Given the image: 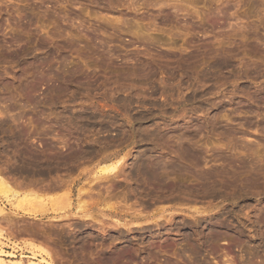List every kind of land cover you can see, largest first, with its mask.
<instances>
[{
	"label": "rangeland",
	"instance_id": "rangeland-1",
	"mask_svg": "<svg viewBox=\"0 0 264 264\" xmlns=\"http://www.w3.org/2000/svg\"><path fill=\"white\" fill-rule=\"evenodd\" d=\"M0 110V172L12 181L0 206L18 216L0 217L1 253L40 264H264V0H0ZM149 132L158 143L141 140ZM176 140L198 160L181 161L179 189L161 181L135 195L119 177L110 193L113 180L96 179L122 157L127 172L140 156L166 161ZM24 153L56 169L31 183ZM56 179L61 192L41 185ZM90 181L104 191L79 200ZM79 205L104 223L81 220ZM197 221L221 223L219 236L186 239Z\"/></svg>",
	"mask_w": 264,
	"mask_h": 264
},
{
	"label": "bare ground",
	"instance_id": "bare-ground-1",
	"mask_svg": "<svg viewBox=\"0 0 264 264\" xmlns=\"http://www.w3.org/2000/svg\"><path fill=\"white\" fill-rule=\"evenodd\" d=\"M218 63V62H217ZM221 65V64H220ZM31 88V87H30ZM11 107V106H10ZM1 111V110H0ZM3 113H4V111H3ZM89 114V113H88ZM86 115L85 116V113H84V118L85 117H87V118H85V119H87L90 123H94L95 124V122L97 121V115L95 114V113H92V114H89V115ZM77 116V115H76ZM79 116V115H78ZM259 116V115H258ZM78 118V117H77ZM101 120V119H100ZM254 120V119H253ZM258 120V119H257ZM194 121V120H193ZM102 122V121H101ZM252 123V122H251ZM97 124V123H96ZM100 124V123H99ZM3 125V124H2ZM77 126V125H76ZM178 126V125H177ZM4 127V126H3ZM174 127V126H173ZM22 128V127H21ZM102 128L103 129H105L106 127H103L102 126ZM178 128V127H177ZM84 129V128H83ZM90 129V128H89ZM17 130V129H16ZM21 131V130H20ZM23 131V130H22ZM179 132H181V131H179ZM150 133V132H149ZM146 134V136H145V138H144V136L142 137V141H145L146 140V137H149V138H152L153 140H155L157 143H158V141L157 140H159V139H157V135L155 134ZM172 133V132H171ZM176 133V132H175ZM188 134H187V136L190 138H192V132L191 133H189V132H187ZM29 134V133H28ZM168 134V133H167ZM172 134H174V132L172 133ZM177 134V133H176ZM26 135V134H25ZM140 135V134H139ZM138 135V136H139ZM178 135V134H177ZM181 135V134H180ZM184 135H186V134H184ZM190 135H192V136H190ZM137 136V135H136ZM142 136V135H141ZM25 137V136H24ZM163 137V136H162ZM12 138V137H11ZM14 138H15V136H14ZM17 138H18V136H17ZM17 138H15V139H17ZM176 138V137H175ZM184 138H185V136H184ZM10 139V138H9ZM145 139V140H144ZM152 139H151V141H152ZM177 139V138H176ZM179 139V138H178ZM180 139H181V137H180ZM183 139V138H182ZM181 139V140H182ZM185 139H187V138H185ZM194 139V138H193ZM148 140V139H147ZM146 140V141H147ZM190 140V139H189ZM192 140V139H191ZM7 141V140H6ZM12 141V140H11ZM14 141V140H13ZM12 141V142H13ZM161 141V140H160ZM177 142H178V144L179 145H177L176 146V149L174 150H172L173 152L172 153H168V154H170L169 156L168 155H166V156H168V158H167V160L166 161H162L160 158H155V157H153V160H150V161H147V158L145 157V156H140L139 157V155H137L138 157V159H137V161H136V163L133 165V168L132 169H130L129 170V172H127V171H125L124 170V168H123V159H125L124 157H122V158H120L119 160H117V162H112V163H109V164H106V165H104V166H102V171H104V173H105V175L104 176H100L99 178H96V179H100V180H102V179H107V180H109V179H111V178H119V177H124V179L126 178V180H127V177L129 178L127 181L129 182V185L131 186V188L130 189H132V192H134L133 194H135V193H137V195H139V194H141L142 192L141 191H139V189H140V186L141 185H145V186H149L150 185V189H154V187H153V185H155V184H153V183H161V181H164V183H161L160 185L161 186H165L164 184H166V186H168L169 187V191L170 190H176V189H179V188H181L182 186H183V184L182 183H179V182H175V181H178V179H179V177L177 178V174L179 173H181L182 174V172H183V170H182V167H181V161H190L191 162V164H193V165H197L198 164V160H197V158L195 157V152H194V148L192 147V146H189V147H187V146H184V145H186V144H184L183 145V140L180 142V141H178V140H176ZM153 142V141H152ZM165 142V141H164ZM180 142V143H179ZM191 142V141H190ZM11 142H9V144H10ZM14 143V142H13ZM16 143H17V140H16ZM66 143V142H65ZM64 143V144H65ZM162 143V142H161ZM194 143V142H193ZM160 144V143H159ZM166 144V143H165ZM190 144V143H189ZM8 144H6V146H7ZM11 145H13V144H11ZM18 145V144H17ZM47 145V144H46ZM162 145V144H161ZM8 146H10V145H8ZM7 146V147H8ZM26 147H27V145H25ZM49 147V146H48ZM62 147V146H61ZM152 147V146H151ZM9 148V147H8ZM25 148V147H24ZM24 148H22V149H24ZM147 148V147H146ZM2 149V148H1ZM10 149V148H9ZM9 149H8V151H9ZM20 149V148H19ZM19 149H17V150H19ZM26 149V148H25ZM12 150V149H11ZM27 150V149H26ZM26 150H24V152H26ZM50 150V149H49ZM164 150H167V149H164ZM1 151H3V149L1 150ZM22 151V150H21ZM28 151V150H27ZM31 151V150H30ZM6 152V151H5ZM29 152V151H28ZM32 152V151H31ZM36 152V151H35ZM198 152V151H197ZM14 153H16V152H14ZM19 153H21V152H18V154ZM40 153V152H39ZM51 153V152H50ZM67 153V152H66ZM199 153V152H198ZM17 154V156H19ZM25 154H30L29 155V157L30 158H28V159H31V158H35L36 156L34 155V153H33V157H31V153H24V156H25ZM37 154V153H36ZM52 154V153H51ZM73 154V153H72ZM89 154V153H88ZM16 155V154H15ZM55 155V154H54ZM75 154H73V156H74ZM145 155H147V154H145ZM21 156V155H20ZM24 156L22 157V163H23V168L21 169L22 171H23V176H24V173H25V176H26V174H27V176L28 175H30V177L32 176L33 178L34 177H37V176H39V177H46V176H48V175H50L55 169H56V166L55 165H50V164H44V165H42V163H40L41 161H39V160H37V158L36 159H34L33 158V161H27V159H26V157L24 158ZM77 156V155H76ZM149 156H150V154H149ZM154 156V155H153ZM205 156V155H204ZM203 156V157H204ZM13 157H15V160H17L16 158V156H13ZM60 157V156H59ZM148 157V156H147ZM47 158H48V156H47ZM55 158V157H54ZM53 158V159H54ZM13 160H14V158H12ZM11 159V160H12ZM39 159V158H38ZM43 159V158H42ZM56 159H57V157H56ZM55 159V160H56ZM68 159V158H67ZM150 159H152L151 157H150ZM164 159V158H163ZM205 159V158H204ZM12 160V161H13ZM51 160V159H50ZM49 159H48V161H50ZM54 160V161H55ZM58 160V159H57ZM62 160V159H61ZM197 160V161H196ZM247 160V159H246ZM17 161H19V160H17ZM47 161V160H46ZM48 161H47V163H48ZM52 161V160H51ZM53 161V163H55ZM126 161V160H125ZM7 162V161H6ZM20 162V161H19ZM42 162H45V161H43L42 160ZM63 162V161H62ZM196 162H197V164H196ZM16 163V162H15ZM57 163V162H56ZM55 163V164H56ZM26 164V165H25ZM59 164V163H58ZM188 164V163H187ZM186 164V165H187ZM200 164V163H199ZM14 165V164H13ZM189 165V164H188ZM1 166V165H0ZM18 166H19V164H18ZM17 166V167H18ZM198 167V166H197ZM246 168V167H245ZM253 168V167H252ZM251 168V169H252ZM188 169H189V167H188ZM256 169V168H255ZM254 169V170H255ZM261 169V168H260ZM260 169H258V170H260ZM2 170H3V168H2ZM5 170V169H4ZM20 170V172H22ZM213 170V169H212ZM211 170V171H212ZM182 171V172H181ZM187 171V170H186ZM186 171H184V172H186ZM214 171V170H213ZM261 171V170H260ZM264 171V170H263ZM3 172V171H2ZM2 172H0V191L1 192H3V193H7V191H10L11 192V188H9L10 187V181L11 180H9L10 178L8 177V176H6L5 177V175H3L2 174ZM188 172V171H187ZM186 172V173H187ZM219 172V171H218ZM257 172V171H256ZM4 173V172H3ZM11 173V172H10ZM18 173V172H17ZM59 173V172H58ZM66 173V172H65ZM190 173H194V174H190L189 176H193V175H197V172H192L191 170H190ZM196 173V174H195ZM206 173V172H205ZM209 172L207 171V174H205L207 177H210L211 175H209L208 174ZM213 173V172H212ZM215 173H216V171H215ZM257 173H259V172H257ZM262 173V172H261ZM20 175H22L21 173H19ZM184 174V173H183ZM214 174V173H213ZM222 174V173H221ZM227 174V173H226ZM251 174V173H250ZM127 175V176H126ZM198 175H200V174H198ZM216 175V174H215ZM224 175V174H223ZM24 176V177H25ZM26 176V177H27ZM54 176V175H53ZM59 176V175H58ZM63 176V175H62ZM172 176V177H171ZM182 176V175H181ZM201 176V175H200ZM221 176V175H220ZM229 176V175H228ZM258 176V175H257ZM262 176V175H261ZM15 177V176H14ZM30 177L28 176L27 178L31 181V183H33V181H34V183H36L35 181H38V180H34L32 177V179H30ZM212 177V176H211ZM224 177H226V176H224ZM62 178V177H61ZM193 178H194V176H193ZM218 178H220V177H218ZM223 178V177H222ZM229 178V177H228ZM256 178V177H255ZM15 179V178H14ZM13 179V180H14ZM17 179H19V178H17ZM43 179V178H42ZM114 179V180H115ZM217 179V178H216ZM243 179V178H242ZM252 179V178H251ZM250 179V180H251ZM20 180V179H19ZM19 180H14V181H19ZM53 180V179H52ZM111 180H113V179H111ZM114 180L113 181H104V182H106L104 185H105V189H106V191L107 192H112L113 190V185H114ZM197 180V179H196ZM223 180V179H222ZM20 181H23V180H20ZM40 181V180H39ZM46 181V180H45ZM167 181H174V182H172V183H170V182H167ZM206 181H207V179H206ZM253 181V180H252ZM12 182V181H11ZM102 182L103 181H90V182H88L87 184V186H86V184H85V186H83V188H81V186H80V190H79V194H78V199L80 200V199H82V197H84L86 194H91V193H93L94 191H95V188H96V186H99V188L100 189H98V193L99 194H102L101 192L102 191H104V190H102V188H104V185L102 184ZM114 182V183H113ZM222 182V184H224L223 183V181H221ZM225 182V181H224ZM244 182V181H243ZM264 182V181H263ZM262 182V183H263ZM22 183V182H21ZM24 183V182H23ZM64 183H66L65 181H58L57 179L55 180V181H48L47 183H44L43 184V182H42V184L41 185H45L46 186V188L48 189V190H50V191H52V192H59V190L62 188V190H60V192L61 191H63V187L65 186L64 185ZM256 183H258V182H256ZM25 184H26V182H25ZM151 184H153V185H151ZM204 184V183H203ZM202 184V185H203ZM216 184H218V181L216 182ZM216 184L213 186L212 185V189H214L215 187H216ZM244 184V183H243ZM258 184H260V183H258ZM12 185V184H11ZM64 185V186H63ZM67 185H69V184H67ZM66 185V186H67ZM84 185V184H83ZM219 185V184H218ZM231 185H232V183H231ZM245 185V184H244ZM9 186V187H8ZM39 186V185H38ZM101 186H103V187H101ZM147 186V187H148ZM165 186V187H166ZM189 186V185H188ZM188 186H187V189H188ZM194 186L195 185H193V187L191 186L189 189H188V191L190 190V194H192L191 193V191H193L194 190ZM223 186V185H222ZM225 186V185H224ZM228 186V185H227ZM247 186V185H246ZM245 186V187H246ZM254 186V185H253ZM253 186H252V188H253ZM258 186V185H257ZM12 187V186H11ZM40 187H42V186H40ZM210 187H211V185H210ZM209 186L208 187H204L203 189H205V191H207L208 190V192H210V193H212V190H211V188H210ZM220 187V186H219ZM249 187V186H248ZM38 188V187H37ZM44 188V187H43ZM129 188V187H128ZM144 188V187H143ZM155 188H157V187H155ZM159 188V187H158ZM167 188V187H166ZM8 189H10V190H8ZM67 189H68V187H67ZM142 189V188H141ZM185 189V188H184ZM187 189H185V190H187ZM247 189V188H246ZM251 189V188H250ZM254 189H255V187H254ZM253 189V190H254ZM40 190V189H39ZM124 190V189H123ZM144 190V189H143ZM157 190V189H156ZM105 191V192H106ZM130 191V190H129ZM128 191V192H129ZM155 191V190H154ZM204 191V190H203ZM214 191V190H213ZM218 191V190H217ZM40 192V191H39ZM42 192V191H41ZM49 192V191H48ZM125 192H127V191H125ZM124 192V193H125ZM147 192V191H146ZM151 192H153V191H151ZM171 192V191H170ZM173 192V191H172ZM176 192V191H175ZM196 192V191H195ZM43 193V192H42ZM45 193V192H44ZM66 193H67V191H66ZM71 193V192H70ZM109 193V194H110ZM123 193V192H122ZM155 193H157V192H155ZM189 193V192H188ZM245 193H246V191H245ZM249 193V192H248ZM257 193V192H256ZM61 194V193H60ZM108 194V193H107ZM114 194V193H113ZM112 194V195H113ZM127 194V193H126ZM144 194V193H143ZM143 194H141V195H143ZM152 194V193H151ZM154 194V193H153ZM174 194V193H173ZM189 194V195H190ZM195 194V193H194ZM32 195V194H31ZM42 195V194H41ZM104 195V194H103ZM128 195V194H127ZM136 195V194H135ZM160 195V194H159ZM32 196H34L35 198L36 197H39L38 195L36 196L35 194L34 195H32ZM124 196V195H123ZM191 196V195H190ZM41 197V196H40ZM125 197V196H124ZM127 197V196H126ZM172 197V196H171ZM121 198V197H120ZM123 198V197H122ZM132 198V197H131ZM144 198H145V196H144ZM33 199V198H32ZM59 199V198H58ZM57 198H56V200H58ZM65 199H66V196H65ZM68 199V198H67ZM129 199V198H128ZM127 199V200H128ZM26 200H27V197H26ZM34 200V199H33ZM36 200V199H35ZM55 200V201H56ZM120 201V200H119ZM79 202V201H78ZM81 202V201H80ZM83 203V202H82ZM87 203V202H86ZM121 203V202H120ZM123 204V203H122ZM78 207V210H79V212L80 211H82V212H84V214L81 216V220L83 219L84 221H93V222H98L99 220L98 219H101V216H100V218H97L94 214H98V213H94V212H92L91 210H90V208H82V205H79V206H77ZM114 207V206H113ZM113 207H111V208H113ZM143 207V206H142ZM263 207V206H262ZM137 208V207H136ZM32 209V208H31ZM26 209L25 210V213H29V214H34V213H36V210L34 211V209ZM113 209H115V208H113ZM127 209V208H126ZM135 209V208H134ZM195 209V208H194ZM128 210H130V208L128 207ZM139 210V209H138ZM161 210V209H160ZM206 210V209H205ZM261 210V209H260ZM135 211H137L136 209H135ZM140 212H141V209L139 210ZM138 211V212H139ZM200 211V210H199ZM263 211V210H262ZM97 212V211H96ZM131 212V211H130ZM202 212H204V211H202ZM134 213V212H133ZM144 213V212H143ZM130 214V213H129ZM132 214V213H131ZM141 214H142V212H141ZM141 214L140 213H134L133 215L135 216V217H140L141 216ZM99 215H103V214H99ZM99 215H98V217H99ZM143 216H145V215H143ZM173 216V215H172ZM0 217L5 221V222H7V221H12V218H16V217H18L17 216V214L16 213H10V212H6V210H4L3 211V208L0 206ZM70 217V216H69ZM106 217V216H105ZM102 218H103V216H102ZM228 218V217H227ZM259 218V217H258ZM1 219V220H2ZM142 219V218H141ZM169 219H172V217L171 218H169ZM249 219V218H248ZM0 220V222L2 223L3 222V220L1 221ZM105 220V219H104ZM107 220V219H106ZM264 220V219H263ZM10 221V222H11ZM14 221V220H13ZM112 221V220H111ZM157 221H159V220H157ZM168 221V220H167ZM169 221H171V220H169ZM102 222V223H101ZM101 222H98V223H101V224H103L104 222L103 221H101ZM147 222V221H146ZM220 222V221H219ZM256 222V221H255ZM8 223V222H7ZM87 223V222H86ZM160 223V222H159ZM211 223H213V222H211ZM211 223H209V224H206V223H203V222H199V221H197V222H193V224H191V223H189L188 224V229H186V230H184V236H185V238L186 239H194V238H196V239H199V240H201L202 242H206V241H211V239H214L217 235L219 236V234H220V224L221 223H218L217 221L216 222H214L213 224H211ZM224 223V222H223ZM9 225H10V223H8ZM65 224H67V223H65ZM89 224V223H88ZM116 224V223H115ZM233 224V223H232ZM12 225V224H11ZM106 225H108L107 223H106ZM119 225V224H118ZM160 225V224H159ZM179 225V224H178ZM44 226V225H43ZM87 226V225H86ZM111 226V225H110ZM114 226V225H113ZM108 227V226H107ZM137 227V226H136ZM177 228H179V226L177 227ZM76 229V228H75ZM103 229V228H102ZM107 229V228H106ZM131 229V228H130ZM99 230V229H98ZM51 231V230H50ZM74 231V230H73ZM182 232V231H181ZM255 232V231H254ZM236 233V232H235ZM38 234V233H37ZM44 234V233H43ZM259 234V233H258ZM258 234H256V235H258ZM57 236V235H56ZM94 236V235H93ZM44 238V237H43ZM259 238V237H258ZM75 239V238H74ZM61 240V239H60ZM50 241V240H49ZM59 241V240H58ZM212 243V242H211ZM127 244V242L125 243V245ZM76 245V244H75ZM124 245V246H125ZM80 246V245H79ZM126 247H127V245H126ZM84 249V248H83ZM193 249V248H192ZM80 250V249H79ZM195 253H197V252H195ZM7 256H9V257H12L11 259H6L5 257H7ZM27 257V256H26ZM29 258H30V260L29 261H24L22 258L20 259V258H15V256L14 255H11V254H5V253H1L0 252V264H40L41 262H38L37 261V259H38V257H37V255H30V256H28ZM43 260H45L44 258H43ZM48 261V260H47ZM46 262V261H45ZM47 264H52V262H50V261H48V262H46ZM97 264V263H96Z\"/></svg>",
	"mask_w": 264,
	"mask_h": 264
},
{
	"label": "crops",
	"instance_id": "crops-1",
	"mask_svg": "<svg viewBox=\"0 0 264 264\" xmlns=\"http://www.w3.org/2000/svg\"><path fill=\"white\" fill-rule=\"evenodd\" d=\"M50 191V190H49Z\"/></svg>",
	"mask_w": 264,
	"mask_h": 264
}]
</instances>
